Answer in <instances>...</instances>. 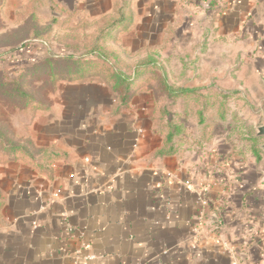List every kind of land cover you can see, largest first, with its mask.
<instances>
[{"label": "crops", "instance_id": "crops-1", "mask_svg": "<svg viewBox=\"0 0 264 264\" xmlns=\"http://www.w3.org/2000/svg\"><path fill=\"white\" fill-rule=\"evenodd\" d=\"M21 10L41 24L114 17L128 63L157 52L172 85L237 89L249 107L226 137L159 154L153 90L119 109L98 77L60 83L23 129L61 155L44 169L0 160V264H264V0H4L0 30Z\"/></svg>", "mask_w": 264, "mask_h": 264}, {"label": "trees", "instance_id": "trees-1", "mask_svg": "<svg viewBox=\"0 0 264 264\" xmlns=\"http://www.w3.org/2000/svg\"><path fill=\"white\" fill-rule=\"evenodd\" d=\"M3 1L0 0V6ZM116 23L114 17L77 24L55 17L51 23L41 24L33 16L28 33L21 37L22 41H28L6 51V59L0 62V98L35 112L47 107L41 91L35 87L36 81L49 80L56 91L62 82L75 83L95 77L118 95L119 109L128 106L141 87L154 91L155 103L160 97L170 101L196 93V88L175 87L170 83L157 52H150L137 63L125 61L111 46L117 40L113 33ZM157 111L161 113L165 109L158 107ZM178 129L176 125L173 131L169 128L165 133L159 154L176 151L170 143ZM0 153L4 160L23 161L40 169L45 168L47 160L61 155L37 150L32 142L18 141L3 124H0Z\"/></svg>", "mask_w": 264, "mask_h": 264}, {"label": "rangeland", "instance_id": "rangeland-1", "mask_svg": "<svg viewBox=\"0 0 264 264\" xmlns=\"http://www.w3.org/2000/svg\"><path fill=\"white\" fill-rule=\"evenodd\" d=\"M31 18L32 14L29 11L21 10L17 13L15 21L13 20L14 23L12 21V28L7 25L6 29L0 30V62L6 59V51L11 50L15 45H21V43L28 41V39L22 41L21 37L28 33ZM8 23L11 25L10 22ZM50 39L55 41L52 36ZM172 74L174 76L173 86H186L187 83L180 80L177 74ZM34 84L41 91L44 101L49 100L52 94L55 93L56 88L49 80H39ZM216 93L215 98H210L208 94L203 96L202 93H194L191 97L175 98L170 101L164 97L159 98L155 103L156 109L158 107L160 110L164 108L165 111L158 113L156 110L155 120L157 119L162 123V119H165L169 122L171 131L174 130L176 125L179 128L170 143L172 147L176 150L183 149L188 144H193L191 139L199 136L208 137L217 134L226 137L228 132L232 130V127H230L232 124L240 126L243 124L242 122H245V116L248 115V98H244L237 89L231 90L229 93L222 91ZM107 97L103 100L104 103H107V99H109ZM25 111L28 110L0 98V124L6 125L12 136L18 141L31 142L29 135L27 136L26 131L23 129V124L26 122ZM203 111L205 112L201 115ZM211 124L216 125L213 133V128L210 129ZM11 125L14 126L13 129ZM189 148L192 149V147ZM2 159H5V157L0 153V160Z\"/></svg>", "mask_w": 264, "mask_h": 264}, {"label": "water", "instance_id": "water-1", "mask_svg": "<svg viewBox=\"0 0 264 264\" xmlns=\"http://www.w3.org/2000/svg\"><path fill=\"white\" fill-rule=\"evenodd\" d=\"M258 136H264V124L258 127ZM262 147L264 148V143L262 145Z\"/></svg>", "mask_w": 264, "mask_h": 264}, {"label": "built area", "instance_id": "built-area-1", "mask_svg": "<svg viewBox=\"0 0 264 264\" xmlns=\"http://www.w3.org/2000/svg\"><path fill=\"white\" fill-rule=\"evenodd\" d=\"M202 200L204 201L205 199H204V198H202Z\"/></svg>", "mask_w": 264, "mask_h": 264}]
</instances>
